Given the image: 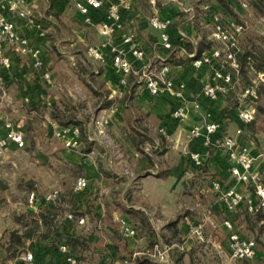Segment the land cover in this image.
<instances>
[{
    "label": "crops",
    "instance_id": "0c3cea01",
    "mask_svg": "<svg viewBox=\"0 0 264 264\" xmlns=\"http://www.w3.org/2000/svg\"><path fill=\"white\" fill-rule=\"evenodd\" d=\"M149 1L154 14L172 18L169 33L174 41V50L167 52L162 48L160 32L149 25L150 16L145 14L139 0H133L136 6L125 14L124 30L117 33L111 43H120L124 32L134 31L147 61L171 55L174 61L170 64L171 76L175 87L182 91L181 97L171 95L166 89L156 96L152 95L135 74L133 77L136 80L132 78L134 81L130 87L121 84L119 73L112 66L109 45L103 48L104 61L99 62L87 55L89 46L104 41L99 31L104 9L95 13L97 24L94 26L85 25L74 2L68 0H23L34 22L13 16L20 33L31 38L41 49L45 63L57 76H53L54 83L49 85L33 68L29 55L15 52L4 44L3 52L10 57L11 67L4 68L0 63V75L3 77L0 113L4 120H12L22 126L25 145L30 148L23 149L25 145L18 148L12 144L0 158V172L4 164L10 162L13 166L9 167L14 173L24 168L25 174H30V177L24 187L16 184L18 188H25L27 194L24 200L27 203L22 207V198L15 197L18 208L3 213V218H0V239L14 229L22 232L31 217L36 218L39 226L32 246L7 259V264H25L22 255L27 251L33 252L34 264H65V257L52 246L54 242H59V233L73 235L79 243L84 242V247L78 246L75 250L78 264H116L134 253H137L136 258H142L151 251L153 242L165 243L164 239H167L173 242L174 247L179 238L183 239L179 245L181 250L178 249L184 252L183 258L177 261L173 250L172 258L165 264H191V259L195 264L236 263L230 258L228 230L224 225L230 214L216 192L204 194L202 188L210 177L216 176L226 187L234 186L251 196L253 193L246 189V184L231 175L232 163L224 149H208L203 144V136H190L192 128L206 119L220 122L219 134L234 135L240 125L236 105L240 104L242 88L220 96L216 101L204 98L203 86L210 80L219 62L215 60L213 64L196 69L193 66L194 57L190 56L193 52L197 55L198 44L203 39L214 41L212 13L220 12L222 15L223 12L225 21L235 19L226 14L215 0H211L210 4H200L199 1L187 4L182 0ZM231 5L238 9L240 0H231ZM237 13L240 15V12ZM37 24L46 32L45 36L39 35ZM181 31L186 33L184 40L180 39ZM217 44L214 42L212 46ZM129 58L135 67L143 66V62H138L131 54ZM84 60L95 68L100 66L101 72L95 69L94 76L81 73L77 64ZM59 62H68L74 69L58 73ZM76 78L82 80L85 89H89L87 84L91 83L103 92L100 104L107 98L117 106L109 125L115 148L100 138L96 123L91 121L87 122L89 142H80L79 147L65 145L66 140L75 136V126H69L71 130L64 136L55 135L56 128L58 132L63 127L52 118L51 106L61 104L63 97L68 96L64 87L67 84L63 81ZM92 81H97L103 90ZM26 97H30L29 102ZM196 102L200 104L198 107H195ZM180 103L188 104L192 112L187 118L179 120L173 117V110ZM44 110L47 113L42 116L40 111ZM4 120L0 121V136L5 133ZM248 126L249 123L244 126V133L236 138L240 143L247 144L256 156L264 151V138L260 131L250 132ZM53 137L58 147H53L50 142ZM147 147L150 151L146 150ZM194 152L201 154L204 164L196 172L193 171L196 165L191 159ZM79 176L87 177L88 186L77 192L75 184ZM150 181L165 187L166 196L162 191L146 189L145 184ZM53 189L60 191L59 198L54 202H43L37 197L34 204L30 203L32 192L46 195ZM157 194L161 196L160 201ZM168 194H173V198ZM28 209L34 213L33 216H22ZM43 212L50 213L52 219L44 220L41 216ZM71 213L73 218H69ZM19 216L20 220L17 219ZM178 217L180 220L175 233L169 223ZM81 218H84V223H80ZM233 218L234 226L241 230L242 235L255 237V233L248 229L242 211ZM122 220L136 229V236L126 237L123 234ZM199 222L204 223L208 239L203 245L195 246L189 232L191 226ZM163 235L166 237L163 238ZM31 242L29 239L28 244ZM256 258L262 260L263 251L258 249Z\"/></svg>",
    "mask_w": 264,
    "mask_h": 264
},
{
    "label": "built area",
    "instance_id": "2783aa9c",
    "mask_svg": "<svg viewBox=\"0 0 264 264\" xmlns=\"http://www.w3.org/2000/svg\"><path fill=\"white\" fill-rule=\"evenodd\" d=\"M74 2L77 10L81 13L84 24L94 26L97 24L95 13L104 9V17L99 22V31L103 36L102 44L89 46L87 55L94 60L104 61L105 55L103 48L109 45L111 51L112 66L118 71L120 83L127 85L132 74L137 75L138 81L144 83L152 95H158L163 89H166L171 95L181 97L182 91L175 87L174 79L171 76V65L166 62L167 57L160 56L155 60L147 61L146 54L141 47L140 40L134 31L124 32L120 43H111L115 35L125 28V14L132 10L133 0H68ZM155 2V0H152ZM242 7H248L246 0H241ZM208 8V7H207ZM28 9L24 6L23 0H0V63L4 68L11 67V59L4 55V44L9 45L15 52L27 54L31 57L33 68L41 73L45 81L52 85L54 83L53 74L45 63L41 49L36 46L26 35L20 33L18 25L13 19L14 15H18L22 19L34 22V18L28 13ZM172 18H163L155 14L149 18V25L160 32V44L167 51L174 50V41L169 33ZM38 25V24H37ZM36 25V26H37ZM212 38L218 42L208 51L197 57L196 52L190 53L194 57L193 66L196 69L202 68L204 65L213 64L218 61L219 65L214 68L212 77L208 80L202 90L204 98L210 101H216L220 96L227 95L235 83V74L239 73L240 62L238 53L240 51V36L244 31V26L237 20L225 21L219 13H212ZM39 35L45 36L46 32L42 30L40 25L37 26ZM180 39L186 38L184 31L180 32ZM132 55L138 62H143L141 68L135 67L133 61L129 58ZM231 68L228 70L225 65ZM259 77L264 80V72H259ZM3 83V77L0 75V85ZM259 98V87L256 82L245 86L241 92L240 104L238 106V117L240 125L233 134H219L221 124L218 121L206 119L201 124L195 125L190 133L191 138H200L203 136V144L208 149L221 148L227 152L230 159L231 174L241 183L250 184L253 187V195L237 189L234 186L226 187L220 180L211 181V188L217 193L219 201L224 205L228 212H235L243 203L247 204L250 212H255L258 208L264 209V151L258 155H253L247 144L240 143L236 136L244 133V126L252 122L256 116V102ZM26 101H30V97H26ZM200 104L196 102L195 107ZM106 112L97 120L96 128L100 138L112 148L116 147L115 141L109 133V125L111 118L116 114L117 108L109 107ZM192 108L186 103L178 104L173 110V117L176 119H184L191 115ZM4 120L0 113V121ZM4 135L0 136V158L12 144L18 148L25 145V131L22 126L15 124L13 121L4 120ZM75 136L65 141L67 147L76 148L80 145V130L74 128ZM71 128L63 127L58 131L60 136L66 135ZM264 148V143H263ZM150 151V148H146ZM191 159L196 166L203 164L201 154L194 152ZM260 160L262 168H259L257 162ZM133 175V173H131ZM88 186V179L85 176H79L76 180L75 191L79 192ZM60 191L53 189L47 193L42 199L43 202H54L59 198ZM37 196L34 192L29 195L31 204ZM69 218H73V214H69ZM80 223H84L81 218ZM224 225L229 233L228 247L230 258L238 259H254L258 254V244L254 238L243 236L235 229L230 219L224 221ZM121 229L126 237H134L137 235L136 229L129 222L123 221ZM189 236L197 241L204 242V223L199 222L190 228ZM264 240V232L262 234ZM173 246L162 243L155 244L149 255L159 262L167 263L170 260V250ZM59 249L65 254V264H78V259L69 252L66 244H61ZM137 253L132 257L122 258L116 264H133ZM25 264H34V254L27 251L22 255Z\"/></svg>",
    "mask_w": 264,
    "mask_h": 264
},
{
    "label": "trees",
    "instance_id": "16d2710c",
    "mask_svg": "<svg viewBox=\"0 0 264 264\" xmlns=\"http://www.w3.org/2000/svg\"><path fill=\"white\" fill-rule=\"evenodd\" d=\"M139 1H140L142 9L144 10L146 15H149L150 17L155 15L153 12V9H152V5L150 4L149 0H139ZM193 1H199L200 2V0H193ZM206 1L209 2V4L211 2V0H206ZM215 1L217 3H219V5L224 8L226 14L234 17L235 20L240 21V18H239V15H238L236 9L231 5V0H215ZM246 1L248 2V6L251 5L258 12H264V0H249V1L246 0ZM158 4L160 6V2H158ZM135 6H136V3L133 2V6H132L133 9L135 8ZM240 7H242L241 0H240ZM221 16H223V15H221ZM214 42H216V41L215 40L214 41L206 40V39H203L202 41H200L198 44V48H197V57L200 56L205 49H208V48L210 49L212 47V45L214 44ZM252 45L246 47L245 49H242L240 47V51L238 53V60L240 62V70H239L238 74H235L236 77H235L234 86L230 89L228 94H230L233 90L240 88V85H241L240 79L247 78V74L245 73L246 69L264 72V50H263V48L258 47V44L257 45L252 44ZM170 56L167 58L166 62L172 65V63L174 61L172 60V56L171 57ZM101 69L102 68L100 67V69L98 71L101 72ZM91 73L95 75V70L93 69L91 71ZM94 75H92V76H94ZM133 76L134 75L132 74L129 78V81L127 84L129 87L131 86L132 82L134 80H136V78H134ZM87 85L93 91H97V89H95L91 83H89ZM102 93L103 92L98 94L101 99L104 96V94H102ZM127 96H130V95H127ZM128 98L129 97H127L125 100H127ZM125 100L123 102H125ZM62 105H63V108H61V105H59V104H52V107H51L52 109H51V113H50L52 118H54L61 125V127L75 126V127L79 128L80 140H81L80 142H82V143L89 142L87 120H82V119L78 118L75 110L70 108V106H68L67 102L63 101ZM109 106H113V103L111 100H109V99L107 100V98H106L103 101L101 107H109ZM254 120L252 122H250L249 126H248L249 127L248 130L250 132H253V133L258 132V131H255V128L253 127L254 126L253 125ZM252 127H253V129H252ZM263 143H262V146H263ZM257 165L259 168H262V163L260 162V160H259V163H257ZM203 167H204V164H202L200 166H195L193 171L196 172L198 169H201ZM213 180H220V178H218L216 176L210 177L207 180L206 184L202 188V191L204 194H209L211 192H215L211 188V181H213ZM34 193L36 194L37 197H39L41 199H43L45 196V195H38V193H36V192H34ZM241 211L243 212V214L245 216V220L248 223V226H247L248 229L255 233L254 239L257 242L258 241L257 239H259L260 236L262 238V234L264 232V209L258 208L255 212H250L247 208V204L243 203L237 211L229 212L230 215H228L227 219H230L233 223H235V220L233 217L235 215H238L239 212L241 213ZM33 214L34 213L28 209L27 213L22 214V216H24V217L26 215L33 216ZM41 216L43 217L44 220H46V219L51 220L52 219L50 217V213L46 214L43 212V213H41ZM17 219L20 220L21 219L20 216ZM179 220H180V217H178L175 221H172L169 223V226L173 227V230L175 233L177 232L176 226H177V223ZM50 225H52V223ZM24 226H27V228H25L22 232H20L18 229H14V230L7 232L6 235L0 239V250L2 251V253L0 255V264H7V259L17 256L18 254L25 251L28 248V246L31 247L32 244L34 243V241H33L34 237L33 236L36 234V232L39 228L36 218L31 217L29 224L28 225L24 224ZM235 227H236L235 229L238 230L242 234L241 230L237 226H235ZM59 237H60L59 242L58 243L54 242L52 244V246L56 249V251H58L62 257H65V254L60 251L59 246L61 244H66L69 248V252L71 254H73L78 259V256H76L75 250L78 246L84 247V242L79 243L78 241H76V238H74L73 235H70V234H64L63 235V234L59 233ZM29 239L32 240V242L30 244H28ZM179 241H180V239H179ZM228 241H229V236H228ZM158 242L159 241L153 242V244H152L153 246L151 247V250L154 248V245L157 244ZM257 244H258V242H257ZM258 246H259V244H258ZM173 250H176V251H174L175 252L174 254H175V257L177 258L176 259L177 261L179 259L183 258L182 256L184 255L183 254L184 252H180L178 249L172 248L170 250V259L172 258V251ZM176 252H179V253L176 254ZM146 255L142 258H137L136 262L146 263V264H165V263H161L159 261H156L155 259H153L148 254H146ZM258 261H262L263 262L262 264H264V258L262 260H258L257 258H255L253 260H251V259H238L235 264H258L257 263ZM191 264H195L193 259H191Z\"/></svg>",
    "mask_w": 264,
    "mask_h": 264
},
{
    "label": "rangeland",
    "instance_id": "374dc122",
    "mask_svg": "<svg viewBox=\"0 0 264 264\" xmlns=\"http://www.w3.org/2000/svg\"><path fill=\"white\" fill-rule=\"evenodd\" d=\"M163 1H165V0H163ZM182 1H184V2L186 1L187 4L193 2V0H182ZM199 3L203 4V3H209V2H207L206 0H200ZM236 9H237V7H236ZM237 11L240 12V15H239L240 21L239 22L242 23L244 26V31L242 32L240 39H239L240 47L242 49H245L246 47L251 46L252 44H255V45L258 44V47H261L264 50V12H258L251 5H249L248 7H241V8L238 7ZM222 15H224V13H222ZM225 67L228 70L232 71L231 68L228 66V64H226ZM48 68L50 69V71L53 72V76L55 78L57 76L55 71L52 70V67L48 66ZM73 69H74V66L70 65V63H68V62H59L57 64V72L58 73L59 72H70ZM77 69L80 70V72L83 73L84 75L90 74V76H92L94 74H92L91 71L93 69L99 70L100 66L97 65V67L95 68L87 60H84L80 65L77 64ZM259 72H261V71H254V70L246 69L245 73L247 74V78L240 79L241 80L240 87L243 90V88L245 86L252 84L253 82H256V84H258L259 98L255 104L256 116H255L253 127L255 128V131H258V133L260 131V134L264 138V80L259 77ZM83 81L85 82V80H83ZM63 82L67 84L64 87L66 88L65 91L67 92L68 96H64L63 99L60 101L61 104H59V105H61V108H63L62 102L65 101V102H67L68 106H70V108L75 110L78 118H80L82 120H87V122L91 121V122H93V124H94V122H96L97 120L100 119V116L102 114H104L106 112L105 109L108 107H101L102 106V103L100 104L101 98L98 95L102 91L100 92L97 90L98 91L97 92V91H93L90 88L85 89L84 83L82 82L81 79H78V78L73 79L72 81L70 79H65ZM92 82L94 83L95 86H97L103 90L102 86L97 81L96 82L92 81ZM55 84H56V81H55ZM236 106L238 107L239 105L237 104ZM109 107L117 108V106L115 104H113V106H109ZM51 109H50V113H51ZM45 112H46L45 110L40 111L42 116L45 115ZM10 118H13V117H10ZM15 118H14V120H16ZM253 127H252V129H253ZM109 133H110V136H112L111 132H109ZM55 135L60 136L57 132V128L55 130ZM112 139H113V137H112ZM56 141L57 140L54 137L50 141L53 143V147L54 146L58 147L57 144H55ZM26 148H30V147H27V144H26L23 149H26ZM4 165H5L4 168H2L1 172H0V218H3L2 217L3 213H6V212L10 213V212H12V210H15L16 208H18L15 206L16 203L14 201V200H16V198H15L16 196L22 198V202H23L22 207H24L26 205L27 202L24 200V197L27 194V192H26L25 188H18L16 184L19 183L21 186L24 187L26 179H28L30 177V174H28V175L25 174L24 168H20L19 169L20 171H18L17 173H14V171L12 169H10V167H9V165L13 166L12 163L7 162ZM246 185H247L246 189H248V191H250V192H253V187L250 184H246ZM145 188L149 189L150 191H157V190L162 191V192H164V195L166 196V194H165L166 188L165 187L164 188L159 187L155 182L154 183L152 181L147 182L145 184ZM157 195H158L157 196L158 201H160L161 196L159 194H157ZM168 195H170V197L173 196V194H168ZM165 196H164V199H165ZM0 221H2V220L0 219ZM122 222H123V220L121 221V224H122ZM204 228H205V226H204ZM204 236H205V239H208L205 230H204ZM228 236H229V233H228ZM164 237H166V236L163 235V238ZM190 238H192V237H190ZM179 239H180V241H179ZM179 239L176 240L177 243H176V246L172 247L173 249H179L180 248L179 245L181 242H183V239L182 240H181V238H179ZM194 240H195L194 242L196 243V244L194 243L195 246H201L204 243V242L197 241L196 239H194ZM257 240H258L257 242L259 244L258 249H260L264 253V240H263V238H261V236H260L259 239H257ZM164 242L165 243H162V242H158V243H162V244H165L168 246H172V244H173V242H170L167 239H164ZM179 250H181V248ZM178 253L179 252H176V254H178ZM147 254L149 255V253H147ZM169 254H170V252H169ZM130 257H132V256H129V258ZM199 258H201V256ZM153 259H155V258H153ZM136 260H137V258H135L133 263L136 262ZM156 261H158V260H156ZM257 263L262 264L263 262L258 261Z\"/></svg>",
    "mask_w": 264,
    "mask_h": 264
}]
</instances>
